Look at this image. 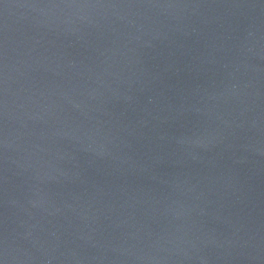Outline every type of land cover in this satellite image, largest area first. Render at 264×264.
Masks as SVG:
<instances>
[{"label": "water", "instance_id": "obj_1", "mask_svg": "<svg viewBox=\"0 0 264 264\" xmlns=\"http://www.w3.org/2000/svg\"><path fill=\"white\" fill-rule=\"evenodd\" d=\"M0 264H264V0H0Z\"/></svg>", "mask_w": 264, "mask_h": 264}]
</instances>
